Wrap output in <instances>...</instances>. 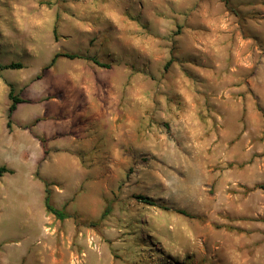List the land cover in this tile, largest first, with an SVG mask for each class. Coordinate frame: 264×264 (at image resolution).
Segmentation results:
<instances>
[{
	"label": "rangeland",
	"instance_id": "obj_1",
	"mask_svg": "<svg viewBox=\"0 0 264 264\" xmlns=\"http://www.w3.org/2000/svg\"><path fill=\"white\" fill-rule=\"evenodd\" d=\"M12 63L0 117L14 82L70 218L17 169L34 209L0 202V264H264V0H0Z\"/></svg>",
	"mask_w": 264,
	"mask_h": 264
},
{
	"label": "crops",
	"instance_id": "obj_2",
	"mask_svg": "<svg viewBox=\"0 0 264 264\" xmlns=\"http://www.w3.org/2000/svg\"><path fill=\"white\" fill-rule=\"evenodd\" d=\"M9 83L10 84L7 83V95L9 97V103H7V106L10 110V107L12 105V101L10 100V85L14 87V82ZM20 106L21 104L14 112L10 125L9 120L4 121V116L2 118L0 117V124H2V126H0V169L6 168L9 171L4 173L0 177V202L2 204V207L4 206V202H13L14 204H17L16 202H19L17 206L22 207V209L27 212V209H34L33 202H35V200L27 198L23 193L24 191L22 187L19 186V181L15 177L17 174V169H20L21 171H24L26 173V176L30 180L31 184L29 187L32 186L30 188V191H33L32 188L34 186H36V188L37 186H39V184L33 185L32 181L35 180H40L42 183V180H46L51 184H54V182H59L58 180L50 181L49 177H47L45 173H43V171H41V174H39V163L40 160H45L46 158H49L50 154L55 151H61L63 148H57L54 146V144L51 145L50 142L55 141L53 138H47L45 140V146L43 145L44 140H40V134L36 133L35 131V127L38 124L36 119H16L15 114L19 110ZM46 133L48 134V132ZM32 137L33 139L41 143L43 149V154L39 156L36 160L34 159V155L31 150L28 149V147L19 148V144L22 145L27 140H30ZM46 150L48 151V154L45 153ZM43 185L45 189V184L43 183ZM41 189H43L42 185ZM41 194L42 198H44L45 204L46 192L44 191V194L43 192H41ZM24 196L26 197V199H24ZM2 207L0 208V210L2 209Z\"/></svg>",
	"mask_w": 264,
	"mask_h": 264
},
{
	"label": "trees",
	"instance_id": "obj_3",
	"mask_svg": "<svg viewBox=\"0 0 264 264\" xmlns=\"http://www.w3.org/2000/svg\"><path fill=\"white\" fill-rule=\"evenodd\" d=\"M54 35H55V38H58L57 27H55V29H54ZM61 57L68 58V59H71V60L83 59L82 56L77 55V54H68V53L62 54V53H58L53 58L51 64L48 67H46L44 69V71H46L49 68L53 67L56 64L57 60L59 58H61ZM91 61L93 63H95L99 67L106 68V69L110 68V65L102 63L97 58H93V59H91ZM19 69H23V65L22 64H17V63H12V64H9V65L0 64V70H19ZM10 89H11L10 100L12 101V105H11L10 110H9V125L11 124L12 116H13L14 112L17 110L18 106L20 104L24 103V101L21 98L16 96L15 88L12 85H10ZM43 145L45 146V140L43 141ZM45 153L48 154V151L46 150ZM6 172H9V171L6 168H1L0 169V177ZM42 181L45 184V192H46L45 208H46L47 213L50 214V215H53L56 219H58V220H60L62 222L67 220V219H69L70 215L66 212L65 209H59V208L55 207L53 205V203H52V196H53L52 186L54 184H51V183H49L46 180H42ZM259 188L264 190V185L263 186H259ZM137 199L139 201L147 204V205H150V206H156L157 205L156 201L153 200L152 198H149V197L139 196V197H137ZM161 208L164 209V210H170V208H168L167 206H161ZM175 211L180 213V214L187 215L186 212H183V211H180V210H175ZM106 216H107V213H104L102 219L105 218Z\"/></svg>",
	"mask_w": 264,
	"mask_h": 264
}]
</instances>
